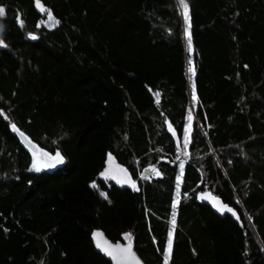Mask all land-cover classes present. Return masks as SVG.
Segmentation results:
<instances>
[{
    "label": "trees",
    "instance_id": "obj_1",
    "mask_svg": "<svg viewBox=\"0 0 264 264\" xmlns=\"http://www.w3.org/2000/svg\"><path fill=\"white\" fill-rule=\"evenodd\" d=\"M185 2L191 52L177 0H0V264H110L94 230L164 264L173 214L168 264H264V0Z\"/></svg>",
    "mask_w": 264,
    "mask_h": 264
},
{
    "label": "snow or ice",
    "instance_id": "obj_2",
    "mask_svg": "<svg viewBox=\"0 0 264 264\" xmlns=\"http://www.w3.org/2000/svg\"><path fill=\"white\" fill-rule=\"evenodd\" d=\"M180 4L184 10V18H185V22L187 24V27L185 29V33H186V37H187V41H188L189 52H191V34L189 31L191 28V24H190V17L188 15V5L185 2V0H180ZM36 6H37V8L40 9L41 12L46 11L44 9L43 5L40 3V0H36ZM4 15H5V9L3 7H0V17H3ZM47 16H48L49 21L54 20L53 14L50 10L47 11ZM18 21L21 24V26H23L22 19H20L18 17ZM0 30H2V28H0ZM29 38L36 39V37L34 35H32L31 33H29ZM0 47H6L3 40H0ZM189 64L191 65V61H189ZM189 72H191L194 75V68L190 66ZM193 100L194 101L196 100L194 89H193ZM189 120H191V114H189ZM13 129L15 130L14 125H13ZM170 130H171V127H170ZM21 135H23V134L21 133ZM185 147H187V143H185ZM185 154H187V153H185ZM33 156H34V159H33L32 169L37 171V172H39L41 170V168H43V167H53L54 165L51 163V161H55V163H57V164L63 163V157L61 156V154L59 152H57L56 155L52 156V157H49L47 153H38L37 154L36 152L33 153ZM44 157H46L47 159H42ZM109 160H111V156L109 157ZM182 168H183V164H181V169ZM151 171L154 172L156 175H159V172H157L155 168H153ZM104 175H107V170H106V173ZM181 175H182V173H181ZM179 179H180V177H177L178 182H179ZM125 182H127V181H125ZM93 186H95V185H93ZM132 187L134 189L136 187L134 182L132 183ZM101 195H104L106 198V194L101 193ZM215 205L218 206V210L221 212H224L225 210H227L228 212H232V214L234 216L236 215V213L231 208H229L227 205H219V201H216ZM173 206L175 207V203ZM174 229H175V214H173L172 229H170L169 234H168L167 247L164 250V256H165L164 264H168V261L171 257ZM93 237H94V239H96L97 247L101 248L103 251L106 252L107 255L111 256L112 259L117 262V264H120V261L123 259H128V258H131L133 260L136 259L135 255L132 253L130 245L127 248H121L119 245H117L116 248L113 249L110 246H107L106 241H104L103 243L101 242L102 233L94 232ZM137 264H139V261H137Z\"/></svg>",
    "mask_w": 264,
    "mask_h": 264
},
{
    "label": "water",
    "instance_id": "obj_3",
    "mask_svg": "<svg viewBox=\"0 0 264 264\" xmlns=\"http://www.w3.org/2000/svg\"><path fill=\"white\" fill-rule=\"evenodd\" d=\"M18 137H19L22 145L27 150H29L31 153L37 152V148L34 147L23 135L18 134ZM51 163L54 165L55 161H51ZM106 168H107V176L108 177H113V178L117 179V181L122 183V184L125 183V181H126L125 173L122 171L120 166L114 160H110L109 162H107L106 163ZM216 201L217 200L212 199L211 202H210V206H211V208L214 210V212L217 215H225V214H229L230 213L227 210H225L224 212L219 211L218 210V206L215 205ZM219 205H223V204H221V202L219 201ZM94 232L102 233L101 242L103 243L104 241H106L107 242V246H110L113 249H115L117 245H119L121 248H127L129 245L131 246L132 253L135 255L136 259L135 260H133L131 258L123 259V260L120 261V264H137V261H139V264H143V262L136 255V253L134 251L133 244L131 242L112 243L106 238L105 234L102 231H94ZM93 233L91 235V242H92L93 247L95 248L96 253L101 255L110 264H117V262L114 261L111 256L107 255L105 251H103L101 248L97 247V242H96V239H94V237H93Z\"/></svg>",
    "mask_w": 264,
    "mask_h": 264
},
{
    "label": "rangeland",
    "instance_id": "obj_4",
    "mask_svg": "<svg viewBox=\"0 0 264 264\" xmlns=\"http://www.w3.org/2000/svg\"><path fill=\"white\" fill-rule=\"evenodd\" d=\"M177 3H178L177 6H178L179 18H180V20H181L182 28H183V30H184V36H186L185 28H184V26H185V24H186V22H185V18H184V10H183V8H182V6H181V4H180V0H177ZM185 48H186V50L188 49L187 45L185 46ZM184 55H185V50H184ZM190 66L192 67V62H191V65H190L189 62H188V71H187L188 77H190V76H189V67H190ZM189 114H191V120H189ZM193 120H194V115H193V105H190V106H189V112H188V123H187V125H186V127H185V130H184L183 140L181 141V144H182V145H185V143L189 142L190 128H191V124H192ZM31 144H32V143H31ZM32 145H33V144H32ZM33 146H34V145H33ZM34 147H36V146H34ZM36 148H37V147H36ZM28 151H29V150H28ZM36 153L38 154V153H47V152H44V151L39 150V149L37 148V152H36ZM30 154H31V164H30V167H29L28 171H29L30 173H37V171H35V170L32 169L34 156H33V153L30 152ZM47 154H48L49 157H52V156H55V155H56V153H53V154L47 153ZM42 159H47V158L44 157V158H42ZM111 160H113V159H111ZM109 161H110V160H109V158H108L107 161H106V163L109 162ZM61 165H62V163H58V164L55 163L53 167H43V168H41L40 171H44V170H55L56 168L61 167ZM120 168H121L122 171L125 173L126 181H127V182H125V183H127V184H131V181H130V178H129L127 172H126L122 167H120ZM106 170H107V168H106V166H105V169H104V171H103L102 174H101V177H102V178H108V180H112V181H114L117 185H119V184L117 183V181H116L117 179H115V178H113V177H108L107 175H104V174L106 173ZM40 171H39V172H40ZM145 177H146V178L156 177V174H155L154 172H149V170H148V171L145 172ZM210 199H214V198H211V197H206V198H205V200H210ZM215 200L220 201L219 199H215ZM221 204H222V203H221ZM225 215L228 216L227 214H225ZM171 225H172V222H171ZM121 242H130V240H129L127 237H124V240L121 241Z\"/></svg>",
    "mask_w": 264,
    "mask_h": 264
},
{
    "label": "bare ground",
    "instance_id": "obj_5",
    "mask_svg": "<svg viewBox=\"0 0 264 264\" xmlns=\"http://www.w3.org/2000/svg\"><path fill=\"white\" fill-rule=\"evenodd\" d=\"M194 119H195V117H194ZM117 181V180H116ZM117 183L120 185V186H122V187H126V188H130L131 190H133V187H132V184H127V183H124V184H122V183H120V182H118L117 181ZM211 200L212 199H210V200H205V203H207L208 204V206L210 207V209L214 212V210L211 208V206H210V202H211ZM215 213V212H214ZM171 229V228H170ZM94 231H101V230H94ZM93 231V232H94ZM92 232V233H93ZM103 232V231H102ZM92 233H91V235H92ZM104 233V232H103ZM91 235H90V240H91ZM107 238V237H106ZM108 239V238H107ZM109 240V239H108ZM110 241V240H109ZM111 242V241H110ZM120 242V241H119ZM131 243H132V241H130ZM112 243H118V242H112ZM91 244H92V242H91ZM133 244V243H132ZM93 246V245H92ZM134 247V246H133ZM167 247V245L165 246V248ZM94 248V247H93ZM165 248H164V250H165ZM94 250H95V248H94ZM135 251V250H134ZM96 252V251H95ZM136 253V252H135ZM99 255V254H98ZM137 255V254H136ZM101 256V255H100ZM138 256V255H137ZM102 257V256H101ZM165 257V256H164ZM103 258V257H102ZM140 259V258H139ZM106 260V259H105ZM141 260V259H140ZM107 261V260H106ZM142 261V260H141ZM108 262V261H107ZM144 264V263H143Z\"/></svg>",
    "mask_w": 264,
    "mask_h": 264
}]
</instances>
